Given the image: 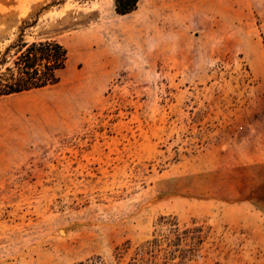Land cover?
<instances>
[{
  "label": "rangeland",
  "instance_id": "1",
  "mask_svg": "<svg viewBox=\"0 0 264 264\" xmlns=\"http://www.w3.org/2000/svg\"><path fill=\"white\" fill-rule=\"evenodd\" d=\"M51 2L0 0L68 54L0 98V264H264V0Z\"/></svg>",
  "mask_w": 264,
  "mask_h": 264
},
{
  "label": "trees",
  "instance_id": "2",
  "mask_svg": "<svg viewBox=\"0 0 264 264\" xmlns=\"http://www.w3.org/2000/svg\"><path fill=\"white\" fill-rule=\"evenodd\" d=\"M111 1L115 13L119 16H126L135 12L142 0ZM64 3L65 0H52L47 7L60 6ZM35 23V21L31 23L26 20L22 21L17 39L0 50V98L53 87L58 84V73L66 67L67 50L59 42L51 39L33 41L24 39L26 29L32 28ZM193 232L202 233L198 228H194ZM188 233V230L179 232L177 223L171 225L170 234L176 240H181ZM142 255L136 253L128 264H137L138 257H142ZM80 264L102 263L90 259Z\"/></svg>",
  "mask_w": 264,
  "mask_h": 264
}]
</instances>
